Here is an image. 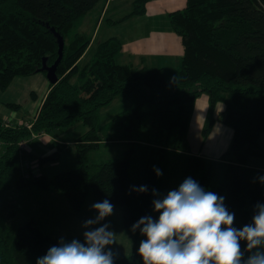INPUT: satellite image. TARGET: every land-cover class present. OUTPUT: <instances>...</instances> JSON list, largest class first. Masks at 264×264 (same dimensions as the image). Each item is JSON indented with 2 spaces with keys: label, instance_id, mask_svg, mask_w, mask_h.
I'll return each mask as SVG.
<instances>
[{
  "label": "trees",
  "instance_id": "obj_1",
  "mask_svg": "<svg viewBox=\"0 0 264 264\" xmlns=\"http://www.w3.org/2000/svg\"><path fill=\"white\" fill-rule=\"evenodd\" d=\"M105 0H0V91H7L16 77L42 71L46 58L52 65L59 56L57 37L65 39L58 66L59 81L48 83V92L34 119L12 125L0 118V264H36L60 238L81 235H52L36 219L17 224L14 202L6 198L8 178L18 187L53 190L69 206L81 211L89 197L93 203L110 200L121 208L126 230L142 216L152 215V190L161 193V176L171 151H188L187 134L196 100L208 96V111L201 130L207 140L217 120L233 129L229 148L217 159L190 155L184 179L192 177L206 190L225 197L235 214L234 226L251 222L254 206L264 204V0H187L186 6L169 13L172 29L179 35L183 54L177 71L168 76L163 67L118 64L123 43L118 37L100 42L91 62L80 59L90 45L87 34L72 28ZM149 0H133L126 17L144 15ZM105 67L112 70L106 72ZM132 97L135 104L113 117L121 144V158L95 167L91 153L101 148L100 110L118 96ZM225 109L216 117L217 107ZM20 110L18 102H6ZM82 122L88 129L73 145L52 142L55 149L44 155L21 153L19 143L33 134L51 133ZM75 152L78 166L50 176L34 173L22 161L61 160V152ZM146 185L147 193L133 191ZM139 232V230H137ZM244 242H242L243 245ZM116 253V252H115ZM115 264H143L136 248L118 254Z\"/></svg>",
  "mask_w": 264,
  "mask_h": 264
},
{
  "label": "clouds",
  "instance_id": "obj_2",
  "mask_svg": "<svg viewBox=\"0 0 264 264\" xmlns=\"http://www.w3.org/2000/svg\"><path fill=\"white\" fill-rule=\"evenodd\" d=\"M154 170L158 177L163 174ZM259 180L264 183V177ZM132 190L147 193L148 187ZM152 194L158 218L145 215L131 226L132 232L139 230L145 237L137 249L143 264H264V204L258 202L251 222L237 228L225 197L192 177L166 195L156 189ZM91 208L97 214L83 222V241L60 238L36 264H115V233L109 223H102L114 214L115 206L105 199Z\"/></svg>",
  "mask_w": 264,
  "mask_h": 264
},
{
  "label": "rangeland",
  "instance_id": "obj_3",
  "mask_svg": "<svg viewBox=\"0 0 264 264\" xmlns=\"http://www.w3.org/2000/svg\"><path fill=\"white\" fill-rule=\"evenodd\" d=\"M93 18L94 16L92 15L86 16V18H84L87 20L85 29L86 33H88L87 35L89 38L91 37L90 32H92L93 29ZM82 21L83 19L72 28L70 35H73L76 32H83L82 28H84V26L82 24ZM114 32V29L110 30V33ZM103 40V33H100L97 42L100 43ZM121 55L122 54L117 57V63L119 65L123 64ZM93 57L94 53L93 51H90L88 56L84 60V64L91 62ZM180 61L181 58L179 59V63ZM178 67L179 64L177 65V69ZM104 70L106 72H109L112 69L109 67H105ZM167 74H170L169 77L172 76L171 73ZM17 79H23L30 90L33 84L40 85L41 83H43L42 81H44V83H49L43 73H38L29 77H18L15 79V81ZM13 85V89L15 90V92H11L9 96L17 98L16 101L12 102L20 103L22 105V109L19 111L6 108L9 111H12L11 115L7 117L6 115L0 114V116L2 118L7 117L15 120L17 118L16 111H18L20 115L26 116L25 122H29L27 125H32L30 122L34 119L37 111L31 113L25 110V108H27V102L30 101L27 100L26 97H29L31 94L27 96L24 92L25 90L21 89L20 84ZM16 85L20 87L18 90L16 88ZM37 92L39 93V91ZM207 97V94H203L195 102L196 109H194L195 112L193 113L190 128L187 134V140L189 142L188 151L174 150L171 151L169 156L167 157L165 167L162 170L163 174L161 175V196L166 195L170 190L178 188V186L183 182L185 167L190 155L199 154V156H209V158L217 159V156H221V153L226 151L231 144V131H233V129L222 122H217V125L212 132V138L210 140H204L201 136L200 130L207 110ZM41 98L42 95L37 101L38 104L41 103ZM134 104L135 101L132 97L120 95L110 105L103 107L100 110V135L104 139V143L102 144L101 148L91 153V158H93L95 167H98L100 163L121 158L124 152L123 146L118 143L108 142L111 141L110 139L118 136L116 126L113 124L112 119L118 113L122 112L123 110L129 109ZM3 108L5 107L3 106ZM224 109L225 105L220 103L217 107L216 117L221 116L220 112H222ZM8 123L12 125H19V123ZM87 129L88 127L85 126L82 122H77L67 129H55L49 134V136H40V138L37 137L38 139L30 138L27 144V150L25 149V153H32L33 151L34 153H37V155L47 154L48 152L55 149L51 146L52 142H67L69 140L75 141L77 137L83 134ZM260 142L262 147L264 148V133L261 136ZM2 151L3 148L0 149V153ZM62 152L63 156L61 160L49 162L44 164L43 166L40 165L38 158L27 161L30 163L29 165L31 169H33L34 173L40 175L46 174L50 176L57 174L59 171L66 170L68 168H75L78 166L79 162L75 152ZM257 161L258 164L264 166V159L258 158ZM23 166L25 170V168H27L26 161H24ZM25 174L26 176H28L29 173L26 171ZM7 183L9 185V188L6 192V198L9 201L14 202L17 207L18 215L15 219L17 224H22L27 220L34 218L44 230L48 231L52 235L69 234L83 236V232L85 231V229L82 227L83 222L89 218H94L97 214L91 208V205L93 204L92 197L88 198L85 207L81 211H75L69 206L64 196L56 193L53 190L44 191L31 186L18 187L13 178H8ZM114 206V214L110 217H107L102 223H109L111 230L115 233L116 244L111 246L113 251L118 254H127L133 248L138 249L140 241L142 239H145V237L141 236L140 232H132L131 230L124 229L121 222V208L118 205Z\"/></svg>",
  "mask_w": 264,
  "mask_h": 264
},
{
  "label": "crops",
  "instance_id": "obj_4",
  "mask_svg": "<svg viewBox=\"0 0 264 264\" xmlns=\"http://www.w3.org/2000/svg\"><path fill=\"white\" fill-rule=\"evenodd\" d=\"M132 1L133 0H105L83 17L82 24L84 28H82V33L88 34L86 33L85 29L87 20L84 18H86V16H94L92 22L93 29L92 32H90L91 42L88 46V49L80 59V63L84 64V60L88 56L90 51H93L94 53L95 48L99 44L97 42L98 36L100 35V33H103L104 40L115 36L122 41L123 48L120 54H122L121 57L123 64H133L138 68H142L144 66L163 67L166 73H171V75H173L176 72L177 65L179 64V59L183 54V45L179 35L171 27L169 13L184 8L186 6L187 0H149V2L147 3V10L144 15L126 17L133 10ZM111 29H114L115 32L110 33ZM15 79L7 91H0V95H2L0 96V114L6 115L7 117L11 115L12 111L6 109L7 107L4 105V103L16 101L17 99L15 97L9 96L11 92H15V90L13 89V84H20L21 89L25 90L24 92L27 96L31 94L29 97H26V99L30 101L27 102V108H25V110L31 113L38 111L37 109H39V107L41 106L48 92V83H44V81H42L43 83H41L40 85L33 84L30 90L23 79H17L16 81ZM20 87L16 85L17 90ZM37 91H39V93ZM41 95V103L38 104L37 101L39 100V97ZM3 106L5 108H3ZM207 111L208 97L206 116ZM16 113L17 118L15 120L7 117L2 118L1 116L0 118L10 123H19V125L23 123H29L25 122V115H20L18 111H16ZM205 118L203 120L202 126L204 124ZM217 122L222 121L218 120ZM217 122L212 132L214 131ZM212 132L207 140H210L212 138ZM49 134L50 133H45L41 135V137L49 136ZM232 137L233 131H231V141ZM74 142L75 141L73 140H69L67 142L59 141V143H67L70 145H73ZM2 148L4 149V144L0 142V149ZM32 153L34 152L32 151ZM34 154L37 155V153ZM62 156L63 152L61 153V158ZM206 157L209 158V156ZM219 157L220 156H217V158Z\"/></svg>",
  "mask_w": 264,
  "mask_h": 264
},
{
  "label": "water",
  "instance_id": "obj_5",
  "mask_svg": "<svg viewBox=\"0 0 264 264\" xmlns=\"http://www.w3.org/2000/svg\"><path fill=\"white\" fill-rule=\"evenodd\" d=\"M53 32H54V35L58 38L59 56L52 65H48L47 59L45 58L43 61V67L41 68V70L46 71V73H47L46 77L50 83L56 84L59 81L57 69H58V66H59L62 58H63L65 40H64V37L62 35H60L58 32H56L55 30H53Z\"/></svg>",
  "mask_w": 264,
  "mask_h": 264
},
{
  "label": "built area",
  "instance_id": "obj_6",
  "mask_svg": "<svg viewBox=\"0 0 264 264\" xmlns=\"http://www.w3.org/2000/svg\"><path fill=\"white\" fill-rule=\"evenodd\" d=\"M32 125H28L29 128H31ZM43 134V133H42ZM42 134H33L32 138H37V137H40ZM29 141V140H28ZM28 141L27 140H23L19 143V146H20V150H21V153H25V149L27 150V144H28ZM30 163L28 161H26V166L27 168L30 166L29 165ZM23 165H24V161H23Z\"/></svg>",
  "mask_w": 264,
  "mask_h": 264
},
{
  "label": "bare ground",
  "instance_id": "obj_7",
  "mask_svg": "<svg viewBox=\"0 0 264 264\" xmlns=\"http://www.w3.org/2000/svg\"><path fill=\"white\" fill-rule=\"evenodd\" d=\"M52 32H53V30H52ZM54 33V32H53ZM60 34V33H59ZM61 35V34H60ZM57 40H58V38H57ZM65 40V39H64Z\"/></svg>",
  "mask_w": 264,
  "mask_h": 264
}]
</instances>
